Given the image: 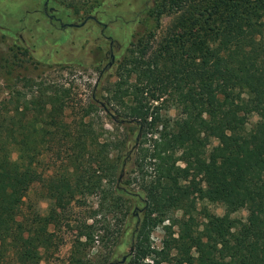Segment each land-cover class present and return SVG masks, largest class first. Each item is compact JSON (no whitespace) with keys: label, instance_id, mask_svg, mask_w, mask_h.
Instances as JSON below:
<instances>
[{"label":"trees","instance_id":"16d2710c","mask_svg":"<svg viewBox=\"0 0 264 264\" xmlns=\"http://www.w3.org/2000/svg\"><path fill=\"white\" fill-rule=\"evenodd\" d=\"M144 15L145 21L173 19L153 51V35L146 29L134 34L106 98L123 110L120 121L136 124L138 145L156 138L151 150L140 147L135 161L133 179L142 181L147 205L133 260L264 264V0H154ZM22 87L30 91L0 101V264H39L41 250L54 244L53 204L94 195L103 218L124 205L118 195L124 190L102 189L101 181L122 172L127 140L106 131L99 141L92 124L83 123L93 106L80 125L68 127L62 117L68 90L26 78ZM164 94L177 111L172 119L161 117L163 102L154 105ZM59 139L63 150L56 154L66 156L67 167L51 179L50 208L42 216L26 200L42 182L43 154ZM147 164L155 171L148 181ZM208 204L223 213H212ZM241 211L245 217L234 216ZM165 220L170 225L163 228L161 250L152 249L149 234ZM98 223L82 228L84 241L74 246L71 264H92L81 259L83 250L120 238L105 220Z\"/></svg>","mask_w":264,"mask_h":264},{"label":"rangeland","instance_id":"374dc122","mask_svg":"<svg viewBox=\"0 0 264 264\" xmlns=\"http://www.w3.org/2000/svg\"><path fill=\"white\" fill-rule=\"evenodd\" d=\"M38 1L0 0V101L16 90L29 92L27 87H22L23 78L44 86L60 87L70 93L62 107L63 121L68 127L80 125L85 109L93 106L83 123L92 124L99 141L108 135L104 133L106 131L110 135L115 134L116 140H127L120 157L127 160L122 172L115 181H101L102 189L112 186L113 189L124 190L118 193L119 204H124L122 209L103 218L96 214L98 203L94 195L82 198L79 203L76 199L60 201V207L52 201L56 210V220L50 227L54 244L41 250L39 264H71L74 246L84 241L82 228L94 220L99 222L97 226L105 220V225H109L120 238L115 242L101 243L96 240L92 249L82 251L81 259L90 260L92 264H120L126 256L123 264H135L132 255L134 235L147 205L142 181L133 179L137 176L135 161L140 147L151 150L156 138L150 140L148 136L145 145H138L136 124L120 121L123 110L118 105L107 103V91L118 80L117 70L127 55L134 34H143L146 29V33L153 35L150 47L153 51L173 16L164 15L157 22L145 21L144 14L154 0H45L47 8H52L53 15L62 24L75 25L60 28L59 25L48 24ZM38 7L40 10L37 13ZM19 19H22V25L18 24ZM83 22L84 25L80 26ZM23 25V30L19 29ZM110 53L114 62L107 67L111 61ZM162 102L159 109L161 117L164 120L176 117L177 111L167 94L154 105ZM57 142L59 144L52 151L43 154L40 169L42 182L31 187L28 193L30 199L26 200V204H31L42 216L47 215L50 208L51 200L45 196L51 179L64 174L67 167L66 156L61 151L56 154L63 150V142L60 139ZM127 152L130 153L129 159L125 158ZM176 165L181 166V162ZM144 171L147 181L155 175L152 165L147 164ZM207 207L216 215L223 213L219 205L208 204ZM180 216V211L174 213V218ZM234 216L243 218L246 213L241 211ZM167 225L170 222L165 220L150 232L148 242L152 249L161 250L165 235L163 228ZM177 231L176 225L172 227L173 237H176ZM149 263H152L151 259L145 258L139 264Z\"/></svg>","mask_w":264,"mask_h":264},{"label":"flooded vegetation","instance_id":"af4514ba","mask_svg":"<svg viewBox=\"0 0 264 264\" xmlns=\"http://www.w3.org/2000/svg\"><path fill=\"white\" fill-rule=\"evenodd\" d=\"M39 2V1H38ZM47 1H45V0H40V2H39V6L41 5V9H42V12H43V15L42 16H44V17H46L47 18V20H48V24H52V26L55 24V25H59V27L60 28H63V27H69V28H71V27H74L75 25H72V24H62L61 22H60V19H58L55 15H53V10H52V8H47V6H48V2L46 3ZM48 9V10H47ZM39 7H38V9H37V13L39 12ZM22 19H21V21H20V19H19V22H18V24L20 25H22ZM84 23L85 22H83L80 26H82V25H84ZM23 27H24V25L23 26H21V27H19V29H22L23 30ZM16 28H18V27H15V29ZM110 56H111V58H110V62L108 63V66L107 67H109L111 64H113V62H114V56H113V54L112 53H110Z\"/></svg>","mask_w":264,"mask_h":264},{"label":"water","instance_id":"95a60500","mask_svg":"<svg viewBox=\"0 0 264 264\" xmlns=\"http://www.w3.org/2000/svg\"><path fill=\"white\" fill-rule=\"evenodd\" d=\"M47 3V2H46ZM126 261V256L122 258L120 264H123Z\"/></svg>","mask_w":264,"mask_h":264}]
</instances>
